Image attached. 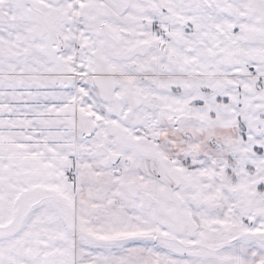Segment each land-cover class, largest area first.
<instances>
[{
	"label": "snow or ice",
	"instance_id": "6c2138e0",
	"mask_svg": "<svg viewBox=\"0 0 264 264\" xmlns=\"http://www.w3.org/2000/svg\"><path fill=\"white\" fill-rule=\"evenodd\" d=\"M0 264H264V0H0Z\"/></svg>",
	"mask_w": 264,
	"mask_h": 264
}]
</instances>
